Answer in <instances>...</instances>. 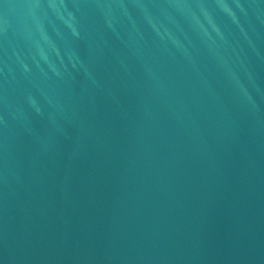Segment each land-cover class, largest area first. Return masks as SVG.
<instances>
[{
	"label": "water",
	"instance_id": "1",
	"mask_svg": "<svg viewBox=\"0 0 264 264\" xmlns=\"http://www.w3.org/2000/svg\"><path fill=\"white\" fill-rule=\"evenodd\" d=\"M0 264H264V0H0Z\"/></svg>",
	"mask_w": 264,
	"mask_h": 264
}]
</instances>
